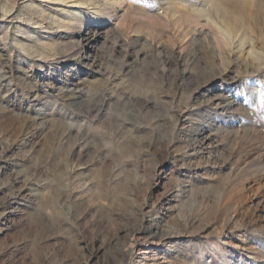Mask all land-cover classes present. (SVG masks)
I'll return each mask as SVG.
<instances>
[{
  "label": "rangeland",
  "instance_id": "374dc122",
  "mask_svg": "<svg viewBox=\"0 0 264 264\" xmlns=\"http://www.w3.org/2000/svg\"><path fill=\"white\" fill-rule=\"evenodd\" d=\"M122 1L0 18V264H264V0Z\"/></svg>",
  "mask_w": 264,
  "mask_h": 264
},
{
  "label": "bare ground",
  "instance_id": "6f19581e",
  "mask_svg": "<svg viewBox=\"0 0 264 264\" xmlns=\"http://www.w3.org/2000/svg\"><path fill=\"white\" fill-rule=\"evenodd\" d=\"M154 1L156 0H146L144 3L153 4ZM17 2H19L20 7L22 6V8L20 7H19L20 9L16 8ZM87 2L89 3L91 2V4L86 5V1H81V0H0L1 20L2 21L3 19L9 20V22L11 23L18 21L19 25H24L20 31V33H22L24 37L20 39L19 38L13 39V45L12 46L10 45L11 46L10 50L13 53H15L16 51V54L18 55L20 53H24L25 55H29V56L33 55L38 58L39 62L44 61L48 59L46 56L47 51L49 53L53 51L54 53V51L56 52L58 51V49L65 50L66 46L65 48H63L62 45L64 43L61 44V42H59L57 39L54 38L49 39L50 38L49 36H42V35L51 32L50 30L53 29V27H58L59 29L58 31L64 37V34L70 32L69 31V29H71L70 27L71 26L73 27V25L77 22L79 23L82 17L86 20L97 21L96 18L99 15L108 12V18L109 17L111 18L112 17V15H110L111 8L112 7L117 8L121 6V4L123 3L122 0H87ZM166 2L168 1H165V3ZM151 6L152 5H150L149 7ZM83 8L87 9L89 12L86 13L81 12L83 11ZM29 27H33L34 31H32L31 28ZM71 35L74 36V33ZM1 37L4 41H6L8 39L7 32L5 31L2 32ZM248 43L249 42L247 41V39L243 38L241 39L239 45L243 47L245 45H248ZM66 45L68 46L67 43ZM233 48L234 47H232V49ZM253 49L254 48L251 47L250 51L253 52ZM73 50H75L74 47L70 49V52H72Z\"/></svg>",
  "mask_w": 264,
  "mask_h": 264
}]
</instances>
